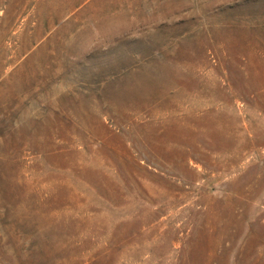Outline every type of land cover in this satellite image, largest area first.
<instances>
[{
	"label": "rangeland",
	"instance_id": "rangeland-1",
	"mask_svg": "<svg viewBox=\"0 0 264 264\" xmlns=\"http://www.w3.org/2000/svg\"><path fill=\"white\" fill-rule=\"evenodd\" d=\"M0 264H264V0H0Z\"/></svg>",
	"mask_w": 264,
	"mask_h": 264
}]
</instances>
